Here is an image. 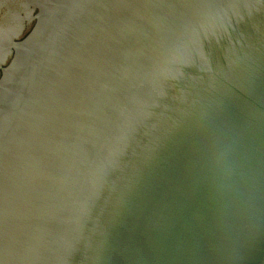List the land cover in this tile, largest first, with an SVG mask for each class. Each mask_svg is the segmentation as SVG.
Instances as JSON below:
<instances>
[{
	"label": "water",
	"instance_id": "1",
	"mask_svg": "<svg viewBox=\"0 0 264 264\" xmlns=\"http://www.w3.org/2000/svg\"><path fill=\"white\" fill-rule=\"evenodd\" d=\"M10 47L0 264H264V0H0Z\"/></svg>",
	"mask_w": 264,
	"mask_h": 264
},
{
	"label": "rangeland",
	"instance_id": "2",
	"mask_svg": "<svg viewBox=\"0 0 264 264\" xmlns=\"http://www.w3.org/2000/svg\"><path fill=\"white\" fill-rule=\"evenodd\" d=\"M35 23H36V18H33L32 21H31V23H30V26H29L28 30L26 31V33H25L20 39H18V40L13 39V42H20V41H22L23 39H25V37L31 32V30H32V28L34 27ZM10 49H11V51H12V54H11V56H10L8 62L5 64V65H7V66L10 64V62L12 61L13 56H14V49H13L12 47H10ZM5 65H4V66H5ZM1 66H3V65H0V67H1ZM7 66H6V67H7ZM6 67H5V68H6ZM0 78H1V69H0Z\"/></svg>",
	"mask_w": 264,
	"mask_h": 264
},
{
	"label": "flooded vegetation",
	"instance_id": "3",
	"mask_svg": "<svg viewBox=\"0 0 264 264\" xmlns=\"http://www.w3.org/2000/svg\"><path fill=\"white\" fill-rule=\"evenodd\" d=\"M5 52H7V51H5ZM5 54H6V53H4L3 57L5 56ZM3 57H2V58H3ZM7 57H8V56L6 55L2 61H1V59H2V58H1V59H0V61H1L0 63H5ZM6 66H7V65H5V66H1V68H0V69H1V76H2V74H3V68H5Z\"/></svg>",
	"mask_w": 264,
	"mask_h": 264
}]
</instances>
